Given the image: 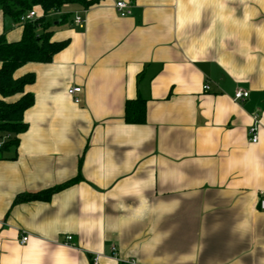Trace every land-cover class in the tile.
<instances>
[{
  "label": "crops",
  "instance_id": "1",
  "mask_svg": "<svg viewBox=\"0 0 264 264\" xmlns=\"http://www.w3.org/2000/svg\"><path fill=\"white\" fill-rule=\"evenodd\" d=\"M117 1L50 14L67 46L15 73L34 104L0 153V264H264V0H125L126 17ZM24 31L0 6V37ZM138 98L146 122L128 124Z\"/></svg>",
  "mask_w": 264,
  "mask_h": 264
},
{
  "label": "trees",
  "instance_id": "2",
  "mask_svg": "<svg viewBox=\"0 0 264 264\" xmlns=\"http://www.w3.org/2000/svg\"><path fill=\"white\" fill-rule=\"evenodd\" d=\"M100 0H0V6L6 15L21 23V17L31 12L34 7L43 11V17L24 24V35L20 42L9 43L5 37H0V140L8 136L0 148V153L6 152L18 144V136L26 129L24 113L34 104V96L26 92V87L35 82L34 75L15 78V73L28 63H49L52 58L67 46L66 42L54 43L48 32L51 24L46 17L52 13L61 12L64 7L77 6L88 10ZM72 14L64 15L61 24L71 21ZM19 97L17 100H12ZM125 121L128 124H144L146 122V102L138 98L127 101ZM71 181L62 186L48 189L40 193L21 195L16 202L49 201L52 195L74 184Z\"/></svg>",
  "mask_w": 264,
  "mask_h": 264
},
{
  "label": "built area",
  "instance_id": "3",
  "mask_svg": "<svg viewBox=\"0 0 264 264\" xmlns=\"http://www.w3.org/2000/svg\"><path fill=\"white\" fill-rule=\"evenodd\" d=\"M115 8L121 17H126V16L131 15V8H132L131 2H128L125 0H118L115 4ZM35 18H36V12L34 10H32L31 12H29L26 15H24L23 17H21L20 22L22 24H24L27 21H33ZM73 23L75 24V26H77L79 28L84 27L85 19L82 16V12L75 13L73 15ZM204 89L209 90L210 87L208 85H205ZM79 92H80L79 88H72L69 90L68 94L74 97L75 94H77ZM248 97H249V92L239 89L238 91H236V93L234 95V100L241 102V101L246 100ZM73 99H74V102L76 104L79 103V100L77 98L74 97ZM258 133H259V121H258V117H255L254 124L249 129L250 141L254 144H256L259 140ZM8 139H9V137L5 136L0 140V148L3 146L5 141ZM258 208L260 211L264 212V194L260 197V199L258 201ZM72 239H73V237H71V236L67 237L66 241L64 242V245L67 247H73V245L71 244ZM28 240H29V236L24 235L21 239V243L25 244L28 242ZM116 252H117V249L113 248L112 253L115 254ZM115 259H118V258L115 257ZM118 261H119V259H118ZM94 264H98L97 258L94 260Z\"/></svg>",
  "mask_w": 264,
  "mask_h": 264
},
{
  "label": "rangeland",
  "instance_id": "4",
  "mask_svg": "<svg viewBox=\"0 0 264 264\" xmlns=\"http://www.w3.org/2000/svg\"><path fill=\"white\" fill-rule=\"evenodd\" d=\"M12 1H15V0H12Z\"/></svg>",
  "mask_w": 264,
  "mask_h": 264
}]
</instances>
